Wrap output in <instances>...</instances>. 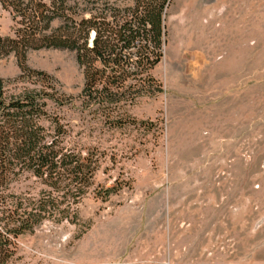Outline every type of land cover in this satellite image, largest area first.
<instances>
[{"label": "rangeland", "instance_id": "1", "mask_svg": "<svg viewBox=\"0 0 264 264\" xmlns=\"http://www.w3.org/2000/svg\"><path fill=\"white\" fill-rule=\"evenodd\" d=\"M170 3L165 55L153 72L163 93L131 111L153 126L106 131L81 110L75 52L28 55V67L74 98L51 105L71 126L70 141L105 156L79 219L18 238L10 264H264V0ZM13 29L0 4V35ZM21 73L15 55L0 59L8 95L42 87L37 78L16 81ZM116 180L118 194L96 198ZM12 191L36 195L40 186L23 176Z\"/></svg>", "mask_w": 264, "mask_h": 264}, {"label": "trees", "instance_id": "2", "mask_svg": "<svg viewBox=\"0 0 264 264\" xmlns=\"http://www.w3.org/2000/svg\"><path fill=\"white\" fill-rule=\"evenodd\" d=\"M77 1L0 0L14 22L13 36L0 35V59L15 55L22 71L16 81L42 82L41 88L8 95L0 80V264H10L18 238L39 226L79 219L78 208L95 186L105 156L98 149L83 152L70 141L71 126L51 105L63 109L74 98L64 95L53 77L28 67V55L75 52L85 80L81 110L108 132L153 126L131 111L142 98L163 93L153 72L165 55L171 0H131L123 8ZM23 176L35 180L38 194L12 191ZM116 184L96 190V198L110 200L123 189Z\"/></svg>", "mask_w": 264, "mask_h": 264}]
</instances>
